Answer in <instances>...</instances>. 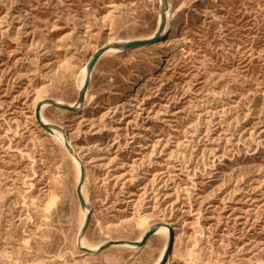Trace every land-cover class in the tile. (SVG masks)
Here are the masks:
<instances>
[{"label": "rangeland", "instance_id": "rangeland-1", "mask_svg": "<svg viewBox=\"0 0 264 264\" xmlns=\"http://www.w3.org/2000/svg\"><path fill=\"white\" fill-rule=\"evenodd\" d=\"M167 1L183 6V24L161 69L148 73L154 45L103 55L92 109L43 110L92 172L85 239L134 242L172 222L180 237L172 264H264V0ZM161 7L0 0V264L158 259L156 236L141 250L82 255L75 162L41 127L34 103L77 104L82 73L104 43L146 40Z\"/></svg>", "mask_w": 264, "mask_h": 264}, {"label": "bare ground", "instance_id": "bare-ground-1", "mask_svg": "<svg viewBox=\"0 0 264 264\" xmlns=\"http://www.w3.org/2000/svg\"><path fill=\"white\" fill-rule=\"evenodd\" d=\"M162 3V10H161V14H160V21L158 23L157 29L156 31L153 33V35H151L150 37H148L146 40H152L155 37H159V41L154 45L157 48L160 49L159 53H157L153 64H152V68L150 70H148V73H150V71H157L159 69H161V65L164 62L165 56L170 52L171 47H172V43L175 41V38L177 36V34L180 31V27L183 24V16H182V8L183 6H181L178 9H174L171 7V5L168 3V5L165 7V5L163 4V0H160ZM162 28V31L160 32ZM177 40V39H176ZM125 44L128 42H115L112 39H108L104 45L101 47L100 50L103 49H107V52L105 53L104 56L108 55V54H120L122 53L121 50H118L117 48H115L114 46L116 44ZM175 48V47H173ZM99 50V51H100ZM98 51V52H99ZM97 52V53H98ZM93 60V59H91ZM91 60L89 61V63L91 62ZM88 63V64H89ZM140 74V73H139ZM146 75V72H143L142 74H140L138 76V78L136 80L131 81V88L129 90H132L134 87H136L138 85V82L140 80H142L144 78V76ZM81 82H80V92L83 90V88L85 87V84L87 82V80L91 79L93 77V74L89 73L88 70V66L85 68V70L82 73L81 76ZM136 89V88H135ZM127 91V90H126ZM121 97H124V94L121 93ZM98 98L96 96H89V93L87 92V97H86V104H66L62 101H57V100H53L54 102H56L57 104H61V105H65V106H70L72 109L68 110L69 113L71 114H83L86 113L89 109V107L93 106L96 104ZM34 107L36 109V113L37 111L40 109V116H41V121L39 122V124L41 125V127L43 128V126L49 128V130H47L49 132V134H51L57 141H59L62 145H64L66 147L67 152L69 153V155L72 157V159L75 162V167L77 169V187L80 184L81 181V177H82V171L83 169L85 170V183L82 187V193H83V197L85 199L86 202V209H82V207L80 206V210H81V227H80V232H79V238H78V242H77V247L79 248L80 251L82 250H88L91 251L93 253H97L101 247H103L105 244L112 242H106L100 245H91L89 244L85 237H81V234L85 228L86 222H87V218L88 216L91 214V204L87 198V193H86V188H87V184L90 180V174L92 173L89 168H87V164L84 161V157L81 156V154H79L76 150V146H73L71 143H69V141H67V139L69 137H66L67 135V131L65 132V129L62 127H58L57 125H53L51 124L44 116L43 114V110L47 109V108H51L54 107L51 104H47V100L46 99H42L40 97H37L34 103ZM93 107H91L92 109ZM36 115V114H35ZM37 116V115H36ZM52 137V138H53ZM71 142V141H70ZM76 147V148H75ZM94 160V159H93ZM99 162V161H98ZM94 174V173H93ZM93 177L95 175H92ZM95 178V177H94ZM97 178V177H96ZM99 180V179H98ZM168 185V184H167ZM150 209V208H149ZM152 217V216H151ZM149 218L148 215H145L143 217V219H147ZM150 219V218H149ZM163 220V219H162ZM111 222V221H110ZM120 225V224H119ZM158 226V227H157ZM157 227V231L155 236L156 237H160L163 238L164 240V246L163 249L161 251V254L159 255L158 259L156 260V262L154 264H161L167 254L168 248H169V244L171 241V230L169 228H172V231L174 233V246L175 244H177V240L180 238L179 237V228L175 227L174 223L172 222H163V223H159V224H155L153 226L148 227L145 232L142 234V236L137 240L134 241L136 244L142 242V240L144 239V237L146 236V234L152 229ZM127 248V249H132V250H141L143 248H139L137 246H132V245H122V246H114V248ZM176 247V246H175ZM175 247L173 248V250H175ZM82 255H90V256H94L92 254H87L85 252L82 251ZM174 251L172 252L169 261L167 264H172L173 262V257H174Z\"/></svg>", "mask_w": 264, "mask_h": 264}, {"label": "water", "instance_id": "water-1", "mask_svg": "<svg viewBox=\"0 0 264 264\" xmlns=\"http://www.w3.org/2000/svg\"><path fill=\"white\" fill-rule=\"evenodd\" d=\"M163 4L166 7L168 5V1L167 0H163ZM161 31H162V28H161L160 32ZM158 41H159V37L157 36V37H155L152 40L132 41V42H128V43H125V44H120L119 43V44H116L114 47L117 48L118 50H121L122 52H127V51H132V50H136V49H140V48H144V47L155 45ZM106 52H107V49L100 50L96 54V56L93 58V60L89 63L88 70H89L90 74L93 73V70L95 69L97 63L99 62L101 57L103 55H105ZM90 83H91V79L87 80V82L85 84V87L80 92L79 100L77 102L78 104H83L85 102L86 97H87V92L89 90ZM47 104H51L55 108L62 109V110H71L72 109L70 106L57 104L53 100H47ZM40 112H41V110L39 109L37 111V119H38L39 122L41 121ZM43 128L45 130H49V128H47L45 126H43ZM84 183H85V170L83 169L81 181H80V184H79V186L77 188V196H78L80 205H81L83 210L86 209V207H87L85 199L83 197V193H82V187H83ZM90 222H91V214L87 218V222H86L85 228H84V230H83V232L81 234V237H85V234H86V232H87V230L89 228ZM157 227L152 228L146 234V236L144 237L142 242H140L138 244H136L135 242H128V241H112V242H109V243L105 244L103 247H101L100 250L97 253H93V252L88 251V250H82V251L87 253V254H92V255L96 256V255H99V254L103 253L104 251H106V250H108L110 248H113L114 246L132 245V246H137L139 248H144L147 245V243L150 241V239L155 236L156 231H157ZM169 229L171 230V241H170V244H169V248H168L167 254H166V256H165V258H164V260H163V262L161 264H167L168 263L169 258L171 256V254L173 252V248H174V233L172 231V228H169Z\"/></svg>", "mask_w": 264, "mask_h": 264}]
</instances>
